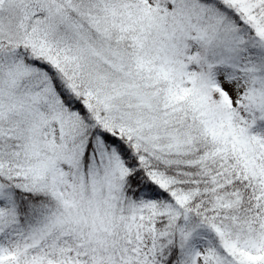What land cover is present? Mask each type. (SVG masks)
I'll return each instance as SVG.
<instances>
[{
  "label": "snow or ice",
  "instance_id": "obj_1",
  "mask_svg": "<svg viewBox=\"0 0 264 264\" xmlns=\"http://www.w3.org/2000/svg\"><path fill=\"white\" fill-rule=\"evenodd\" d=\"M0 264H264V0H0Z\"/></svg>",
  "mask_w": 264,
  "mask_h": 264
}]
</instances>
